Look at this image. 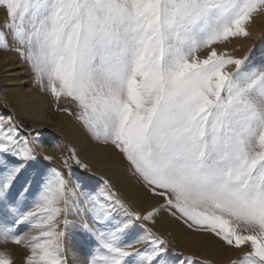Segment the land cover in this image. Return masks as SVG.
Wrapping results in <instances>:
<instances>
[{
  "label": "snow or ice",
  "instance_id": "6c2138e0",
  "mask_svg": "<svg viewBox=\"0 0 264 264\" xmlns=\"http://www.w3.org/2000/svg\"><path fill=\"white\" fill-rule=\"evenodd\" d=\"M0 8L34 82L74 102L91 138L122 155L144 196L163 201L132 210L102 178L100 189L80 192L40 162V133L21 138L13 117H0V242L23 244V264H66L74 214L93 249L87 264H200L135 223L166 210L192 232L250 244L233 264H264V66L221 47L250 35L264 0H0ZM24 226L30 232L18 235ZM0 264H13L6 251Z\"/></svg>",
  "mask_w": 264,
  "mask_h": 264
},
{
  "label": "rangeland",
  "instance_id": "374dc122",
  "mask_svg": "<svg viewBox=\"0 0 264 264\" xmlns=\"http://www.w3.org/2000/svg\"><path fill=\"white\" fill-rule=\"evenodd\" d=\"M0 34H2V37H0V43L6 42L7 48L0 47V52L5 53L7 55H14L19 63L27 69V79L30 81V86L32 88H35L37 92L45 97H47V100L49 102L48 106L50 110L49 114H43L44 118L46 119V122L56 124L59 121L58 114H65L67 115L71 122L74 123L75 126H77L80 134V143L74 142L70 140V142L65 139L61 138L55 133L49 132L47 130H42L40 127L43 125L36 122L33 117H27L25 114H22L17 107L12 103L10 98L6 97V94L3 92V85H0V117H8L12 116L14 123L18 126L19 129V136L21 138L25 137L27 133L30 130L33 131V135L36 133L41 134V141H42V146H36V155L40 159V162L44 165H46L48 168H58L61 170V172L64 174V177L69 180L71 186H75L76 184H80V192L82 193H88L89 191L93 190H98L102 187L101 185V178L104 180H108L110 182L111 190L115 191L119 197L120 200L124 201L132 210H138L143 209L145 207L149 208L153 205H158L163 203V201L159 199V202L157 204H153L152 200L154 197L151 196H144V201H145V207L142 206V200L138 198L135 195L129 194L128 196L124 195V193H120L117 189H121L124 187V182L120 181L118 182V188L115 187V185L105 177V173L101 174L98 172V170L94 166H88L87 168H80L79 165H77L71 158V153L69 149H75L77 157L83 162H85L86 156L88 157H93L91 150L96 151L99 146H104L103 150H101L104 155L107 156L106 152L107 149H113V151L119 155L120 159L124 164L128 167L129 171V177L133 179L135 183H140L141 187L142 182L136 177L135 175L132 174V172L129 170V165L126 160L123 159L122 155L110 144H104L102 142H98L94 139L91 138L90 134L83 128L81 123L76 119L75 117V112H76V107L74 102H72L70 99L61 97L59 101H57L55 98L51 96V93L48 92L47 90H41V85L37 82H34V75L29 67V65L26 63L25 60H23L20 55L14 50L15 47L17 46L15 41L12 40L11 34L9 32V29L6 27V25L10 22L5 10L3 8H0ZM264 16V12L261 14H258L254 17V22L249 26V32L252 34V28L256 27V18L259 19L260 17ZM252 36H248L246 38H236L231 41V43L221 46L226 47L229 53L236 58H241L244 59L245 57H249L248 63L250 65L260 67L264 66V31L260 33L254 40H252ZM247 39H250V45L247 47H244L241 45V43L246 42ZM203 55V52L201 53ZM234 66H229L231 69ZM3 76V75H2ZM46 85V81H45ZM61 104V106H59ZM67 107H66V106ZM14 111H12V109ZM60 108V109H59ZM67 108L68 111H61V109ZM11 109V110H10ZM60 110V111H59ZM72 114H70L71 112ZM70 112V113H69ZM46 128H49V126H46ZM46 131V132H45ZM78 133V132H77ZM82 135V136H81ZM78 148V149H77ZM107 148V149H106ZM82 149V151H81ZM48 151V153L46 152ZM86 153V156H85ZM51 154V155H50ZM44 155H49L52 156L53 159L51 161H44L43 156ZM5 159L9 163H14V160L11 156L5 157ZM105 158L100 159L104 160ZM67 161V164L65 163ZM104 163V162H103ZM93 172V173H92ZM126 179V177H125ZM137 183V184H138ZM122 186H121V185ZM136 184V185H137ZM139 186V184H138ZM114 187V188H113ZM143 188V187H142ZM124 190H127L124 188ZM126 198L129 199V201L133 202L138 205V209H136L129 201L126 200ZM152 198V200H150ZM132 205V206H131ZM118 207V206H117ZM133 207V208H132ZM161 214L166 215L168 218L175 220L176 222L180 223L182 227H184L187 231L193 234H199L192 232L187 228V226L180 220L175 219L171 215L168 214L166 210H161V212L158 214L156 218H158ZM68 225L66 228V237H65V255L64 258L66 260V264H87L88 260L91 259L89 256V252L93 250L90 247H86L81 243V236H82V230L80 229L79 225L81 223L80 219L74 215L70 214L68 217ZM137 225H145L148 228H151L152 232L156 233L159 236L166 237L165 239L167 240V247L170 252H176L180 254L182 257H189L192 260L199 261L200 264H219L216 263L213 260L207 259L203 256L198 257L197 255L191 254V253H185L181 250H179L174 243H172L171 239L169 238L168 234H162L160 231H158L155 227V223H150L149 221H136L135 222ZM60 229L64 230L65 226L63 224L60 225ZM26 232H30V229L27 226L21 227L20 232L17 233L18 235H22ZM31 234H35L34 232H31ZM141 234H143L141 232ZM205 235V234H201ZM219 243H221L225 249H228L227 251H231L233 253V257H231V260H229L225 264H233L234 261H240L244 257L245 253L251 251L250 244L242 245L240 248L236 247H230L227 246L226 244L223 243V241H220L218 238L211 234H206ZM11 242V241H10ZM12 243V242H11ZM18 250H20V258L22 259V264H23V257L24 255L28 252V249L23 245H15L13 244ZM172 245V246H170ZM140 247V246H138ZM82 251V252H81ZM236 255V256H235ZM84 258V259H83ZM14 261V260H13ZM15 262V261H14ZM13 262V264H15Z\"/></svg>",
  "mask_w": 264,
  "mask_h": 264
},
{
  "label": "bare ground",
  "instance_id": "6f19581e",
  "mask_svg": "<svg viewBox=\"0 0 264 264\" xmlns=\"http://www.w3.org/2000/svg\"><path fill=\"white\" fill-rule=\"evenodd\" d=\"M257 18L255 20L257 23L256 27L252 28V34H250V36L253 37V39L251 38L252 40H254L260 33L264 31V16L260 17L259 19ZM250 42L251 40L247 39L246 42L241 43V45L247 47L250 45ZM26 71L27 69L25 70V68L21 65V63H19L18 59L14 55H7L0 52V85H3V92L6 94V97L11 99L12 103H14V105L22 114H25L27 117H33L36 122L42 124L43 126L40 127V129L55 133L61 138L67 139L69 142L72 140L74 142L80 143L79 130L77 126L71 122L67 115L63 113L58 114L59 121L57 125L46 122L43 114L50 113V110H48L49 102L47 97L39 94L35 88L30 86V81L27 79L28 75ZM59 106H61V104ZM12 111L14 110L12 109ZM46 126H49V128H46ZM103 147L104 146H99L96 151L91 150L93 157H88L85 153L86 164L88 166H94L101 174L105 173V177L108 178L116 188H118V182L123 181L124 187L117 190L119 192L121 191L120 193H124L126 196L129 194L137 196L142 200V206L145 207L146 205L143 195L145 192L144 187L142 186V188L141 184L137 181L139 184L138 186V184L128 176V167L124 164V162L121 161L119 155H117L113 149L106 148L107 156H103L104 153L101 151L103 150ZM46 152L48 153V151ZM102 158L105 159L99 161ZM124 188L127 190H124ZM126 200L129 201L128 198H126ZM150 200H152V198H150ZM158 202L159 199L154 197L152 203L157 204ZM130 203L136 209L139 208L135 201L134 203L132 201ZM145 209H147V207L141 209V211ZM155 227L162 234H168L172 243H174L179 250L185 253H191L197 255L198 257L203 256L219 264L227 263L229 260H231V257L234 256L231 251H227L228 249H225L221 243L212 237L208 235L190 233L184 227H182L180 223L168 218L164 214H161L155 219ZM0 251H6L9 253L12 259L15 261H13L15 264H22L20 250H18L10 241L7 243L0 242Z\"/></svg>",
  "mask_w": 264,
  "mask_h": 264
}]
</instances>
